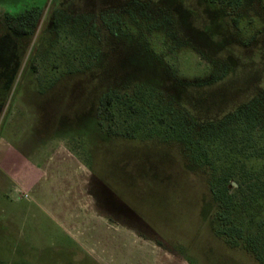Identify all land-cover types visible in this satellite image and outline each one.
Listing matches in <instances>:
<instances>
[{"label": "rangeland", "instance_id": "obj_1", "mask_svg": "<svg viewBox=\"0 0 264 264\" xmlns=\"http://www.w3.org/2000/svg\"><path fill=\"white\" fill-rule=\"evenodd\" d=\"M0 264H264V0H0Z\"/></svg>", "mask_w": 264, "mask_h": 264}, {"label": "trees", "instance_id": "obj_2", "mask_svg": "<svg viewBox=\"0 0 264 264\" xmlns=\"http://www.w3.org/2000/svg\"><path fill=\"white\" fill-rule=\"evenodd\" d=\"M206 1H208L209 3H219L228 6L232 5L235 2V0ZM103 100L106 104H110L111 96L109 94H106L103 97L102 101ZM97 114L104 115L107 119L113 118V113L107 107L104 106L99 107ZM230 186L232 187L233 185L231 184ZM212 193L219 202V210L216 213V217L219 223L220 234L230 238H242L243 235L241 230L234 224L233 218L231 217V209L234 205L233 195L229 194L227 188H225L224 186L213 187Z\"/></svg>", "mask_w": 264, "mask_h": 264}, {"label": "water", "instance_id": "obj_3", "mask_svg": "<svg viewBox=\"0 0 264 264\" xmlns=\"http://www.w3.org/2000/svg\"><path fill=\"white\" fill-rule=\"evenodd\" d=\"M235 184V183H234Z\"/></svg>", "mask_w": 264, "mask_h": 264}]
</instances>
